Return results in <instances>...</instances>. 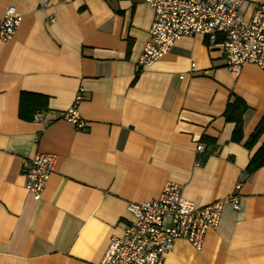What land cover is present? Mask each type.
<instances>
[{
    "label": "crops",
    "instance_id": "1",
    "mask_svg": "<svg viewBox=\"0 0 264 264\" xmlns=\"http://www.w3.org/2000/svg\"><path fill=\"white\" fill-rule=\"evenodd\" d=\"M259 4L243 0L244 17ZM8 6L20 24L0 40V264L98 263L133 221L128 202L167 182L198 206L236 193L238 208L225 203L199 250L177 239L162 264H264V165L246 171L264 131L244 145L264 116V66L235 75L220 37L195 34L139 68L153 20L141 0H0V17ZM21 93L46 105L43 121L19 116ZM234 96L237 142L223 116ZM73 104L84 129L62 118ZM39 152L57 163L33 199L22 162Z\"/></svg>",
    "mask_w": 264,
    "mask_h": 264
},
{
    "label": "built area",
    "instance_id": "2",
    "mask_svg": "<svg viewBox=\"0 0 264 264\" xmlns=\"http://www.w3.org/2000/svg\"><path fill=\"white\" fill-rule=\"evenodd\" d=\"M141 1L152 8L153 20L138 60L139 68L163 57L180 37L195 34L204 35L211 42L220 37L225 66L235 75L245 64L264 66V4L257 5L246 19L241 11L243 0ZM19 24L20 15L15 8H5L0 17V40L11 38ZM81 91L76 101L81 98ZM62 118L76 129L85 128L76 104ZM34 119L43 121L44 112L37 111ZM196 149L202 151L203 145L198 143ZM56 163L57 156L52 153L39 152L23 160L25 189L33 199L40 197ZM182 189L180 184L167 182L157 198L128 202L133 221L124 226L122 236L110 237L101 260L95 264H162L177 239H184L199 250L207 230L217 226L224 204L238 208L236 193L198 206L184 197Z\"/></svg>",
    "mask_w": 264,
    "mask_h": 264
},
{
    "label": "trees",
    "instance_id": "3",
    "mask_svg": "<svg viewBox=\"0 0 264 264\" xmlns=\"http://www.w3.org/2000/svg\"><path fill=\"white\" fill-rule=\"evenodd\" d=\"M139 70V69H138ZM139 73V71L136 72V75ZM26 96H29L31 100H36L37 96L33 94H24L21 93L20 101H19V116L26 120H32L34 119V115L37 111L44 110L45 104L42 103V107L39 106V104L35 105V103H32L31 101L28 102L24 98ZM24 103H30L32 104V108H29L30 106H25ZM246 109V104L244 101L238 97L234 96V98L231 101H228L226 104V107L223 112V116L227 121H231L234 123L232 133H231V140L232 141H240L241 140V134H242V122H243V113ZM264 131V116L260 119L258 124L256 125L255 129L249 136V138L245 141L244 145L246 147H249L255 142L258 137L263 133ZM264 165V141L258 148V150L254 153V155L251 157L247 167L246 171L251 173L255 169H257L260 166Z\"/></svg>",
    "mask_w": 264,
    "mask_h": 264
}]
</instances>
